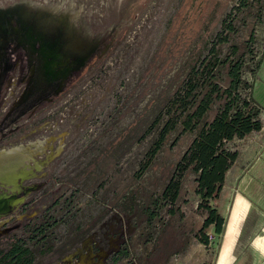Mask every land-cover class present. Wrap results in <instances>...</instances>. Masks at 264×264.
Segmentation results:
<instances>
[{"label": "rangeland", "instance_id": "1", "mask_svg": "<svg viewBox=\"0 0 264 264\" xmlns=\"http://www.w3.org/2000/svg\"><path fill=\"white\" fill-rule=\"evenodd\" d=\"M1 1L0 150L17 146L30 158L13 205L0 214V243L9 226L78 181L87 192L98 187L107 201L128 194L133 202L111 204L65 253L33 264H264V248H254L264 234V0L259 21L234 23L241 36L253 28L260 63L251 94L261 127L226 143L236 157L209 201L223 224L219 234L212 224L204 228L207 243L197 233L206 212L192 174L174 211L164 205L147 225L140 209L169 175L186 135L174 142L170 135L148 168L138 177L134 171L180 65L222 30L237 0ZM122 246L127 256L110 262Z\"/></svg>", "mask_w": 264, "mask_h": 264}, {"label": "trees", "instance_id": "2", "mask_svg": "<svg viewBox=\"0 0 264 264\" xmlns=\"http://www.w3.org/2000/svg\"><path fill=\"white\" fill-rule=\"evenodd\" d=\"M262 6V0H237L227 15L230 19L222 20V30L206 41L204 50L180 65L175 87L146 129L145 134L152 133V137L135 175L140 176L148 168L170 135L173 142L184 135L188 140L161 187L149 196L147 204L140 205L145 224L149 225L166 204L167 210L174 211L183 179L190 173L198 206L206 212L197 230L199 240L208 242L204 232L208 224H212L215 234L221 232L222 215L209 201L219 194L225 172L236 157V151L229 150L226 143L261 127L260 105L251 94L260 63V57L253 59V28L241 36L236 34L234 23L245 25L247 17L259 21ZM244 71L249 72L250 80L244 77ZM70 186L35 215L13 226L0 243V264H33L57 251L63 254L102 220L110 206L121 209L133 202L128 194L107 201L98 195V187L87 192L78 181ZM127 250L122 246L113 251L109 261L115 263L126 257Z\"/></svg>", "mask_w": 264, "mask_h": 264}, {"label": "bare ground", "instance_id": "3", "mask_svg": "<svg viewBox=\"0 0 264 264\" xmlns=\"http://www.w3.org/2000/svg\"><path fill=\"white\" fill-rule=\"evenodd\" d=\"M29 156H30V153H28L26 151H23L20 148H14V149H11L9 151L3 152L0 157H1L2 161H4V165L6 163H8L9 165H20ZM18 174L16 176L12 175V174L9 175V173H7L0 166V184L2 183L4 185H8L7 187H9L11 190L16 189L17 188L16 178H18V176H21V175H18ZM5 179L8 180V181H6Z\"/></svg>", "mask_w": 264, "mask_h": 264}, {"label": "flooded vegetation", "instance_id": "4", "mask_svg": "<svg viewBox=\"0 0 264 264\" xmlns=\"http://www.w3.org/2000/svg\"><path fill=\"white\" fill-rule=\"evenodd\" d=\"M0 8H4V5H2V1L0 0ZM7 58H8V56H7ZM0 75H2V73H0ZM3 76H4V74L2 75V78H3ZM8 74L5 76L6 78H8ZM5 78V79H6ZM1 79V78H0ZM15 147H17V146H15ZM15 147H12V148H8V149H5V150H0V154H1V152H4V151H9V150H11V149H14ZM29 150H30V148H28ZM32 153V152H31ZM28 158H30V156L28 157ZM28 158H26L24 161H23V163L22 164H20V165H9L8 163H6L5 165H4V161H2V159H1V157H0V166H1V168H3L7 173H9V175L10 174H12V175H17L18 173V175H24V174H26V171H28V165H27V160H29ZM7 168V169H6ZM9 168V169H8ZM24 171V172H23ZM14 176V177H15ZM6 180V179H5ZM6 181H8V180H6ZM6 187L8 186V185H5ZM16 190V189H15ZM19 222H16V223H14V224H12L11 226H9V228H8V231L10 232V230L13 228V226H15V225H17Z\"/></svg>", "mask_w": 264, "mask_h": 264}, {"label": "water", "instance_id": "5", "mask_svg": "<svg viewBox=\"0 0 264 264\" xmlns=\"http://www.w3.org/2000/svg\"><path fill=\"white\" fill-rule=\"evenodd\" d=\"M15 201V189L0 184V214L6 212Z\"/></svg>", "mask_w": 264, "mask_h": 264}, {"label": "crops", "instance_id": "6", "mask_svg": "<svg viewBox=\"0 0 264 264\" xmlns=\"http://www.w3.org/2000/svg\"><path fill=\"white\" fill-rule=\"evenodd\" d=\"M254 248L257 250L264 248V234L261 235L259 239H257V241L255 242Z\"/></svg>", "mask_w": 264, "mask_h": 264}]
</instances>
